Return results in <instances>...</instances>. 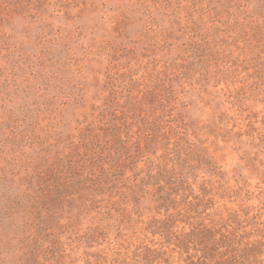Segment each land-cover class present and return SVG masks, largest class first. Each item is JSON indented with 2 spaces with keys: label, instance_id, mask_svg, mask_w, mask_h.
Segmentation results:
<instances>
[{
  "label": "rangeland",
  "instance_id": "rangeland-1",
  "mask_svg": "<svg viewBox=\"0 0 264 264\" xmlns=\"http://www.w3.org/2000/svg\"><path fill=\"white\" fill-rule=\"evenodd\" d=\"M43 1L0 0V264L52 258V231L80 264L86 250L111 251L117 226L91 248V221L72 225L76 212L60 208L38 248L30 188L86 147L107 153L116 133L132 144L154 117L179 153H201L199 181L220 179L217 165L263 198L264 0ZM151 205L140 203L145 216Z\"/></svg>",
  "mask_w": 264,
  "mask_h": 264
},
{
  "label": "trees",
  "instance_id": "trees-1",
  "mask_svg": "<svg viewBox=\"0 0 264 264\" xmlns=\"http://www.w3.org/2000/svg\"><path fill=\"white\" fill-rule=\"evenodd\" d=\"M23 6L19 0V8ZM145 122L132 144L116 133L107 153L86 147L89 153L79 159L70 156L55 169L48 166L37 173V191L30 188L36 246L42 247L40 239L48 235V222L59 217L60 208L76 212L72 225L91 221L83 235L88 247L100 246L99 238L109 235L111 224L121 233L120 241H110L111 251L86 250L84 264H264V192L260 199L248 184H231L213 164V174L220 179L199 181L196 171L204 158L196 147L189 143L183 156L165 133L163 120ZM160 140L165 151L159 154L154 146ZM128 171L132 175L127 176ZM28 180L32 184L31 177ZM146 199L152 201L149 217L140 208ZM256 199L260 203L255 204ZM52 234L48 250L43 249L53 257L42 261L33 255L29 264H58L68 256L69 264H80L61 235Z\"/></svg>",
  "mask_w": 264,
  "mask_h": 264
}]
</instances>
